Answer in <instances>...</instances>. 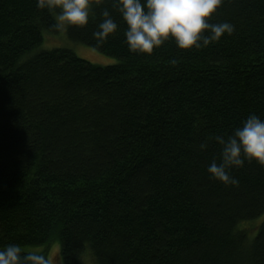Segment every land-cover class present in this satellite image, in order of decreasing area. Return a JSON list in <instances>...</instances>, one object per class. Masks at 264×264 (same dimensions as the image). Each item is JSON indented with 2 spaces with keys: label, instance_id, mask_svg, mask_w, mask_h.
Here are the masks:
<instances>
[{
  "label": "trees",
  "instance_id": "1",
  "mask_svg": "<svg viewBox=\"0 0 264 264\" xmlns=\"http://www.w3.org/2000/svg\"><path fill=\"white\" fill-rule=\"evenodd\" d=\"M68 37L118 62L41 49L59 9L0 0V248L60 244L62 264H264V166L210 179L211 139L264 119V0H223L231 35L136 54L113 0ZM108 9L117 32L93 33ZM201 142L208 148L200 150Z\"/></svg>",
  "mask_w": 264,
  "mask_h": 264
},
{
  "label": "clouds",
  "instance_id": "2",
  "mask_svg": "<svg viewBox=\"0 0 264 264\" xmlns=\"http://www.w3.org/2000/svg\"><path fill=\"white\" fill-rule=\"evenodd\" d=\"M36 3L40 9L60 10L54 25L57 30H63L66 24L83 27L89 23L91 0ZM222 3L223 0H113L126 24L124 36L129 51L149 55L170 40L182 50L203 49L219 42L225 34L231 35L235 30L231 22H211ZM101 15L103 19L93 33L97 44L105 43L119 28L108 9ZM211 139L220 146V160H213L208 166L210 179L237 185L238 179L230 174L233 168L243 167L246 161L264 166V119L257 114H249L230 134H216ZM208 146L201 142L199 148L203 151ZM0 264H52V260L21 245L7 244L0 248Z\"/></svg>",
  "mask_w": 264,
  "mask_h": 264
},
{
  "label": "rangeland",
  "instance_id": "3",
  "mask_svg": "<svg viewBox=\"0 0 264 264\" xmlns=\"http://www.w3.org/2000/svg\"><path fill=\"white\" fill-rule=\"evenodd\" d=\"M56 47L70 48L74 51L76 55L88 59L97 64H112L118 62V59L116 57L104 55L89 45L71 40L67 34V24L65 25L64 29L60 30L58 33L45 32L44 41L40 45V48L48 50ZM30 249L33 251L40 252L44 250V247L36 246L31 247ZM60 250L61 248L58 242L53 243L49 247L47 251V256L52 260V264H62ZM84 264H86V261H84ZM87 264H94V261L92 263V260L88 258Z\"/></svg>",
  "mask_w": 264,
  "mask_h": 264
}]
</instances>
